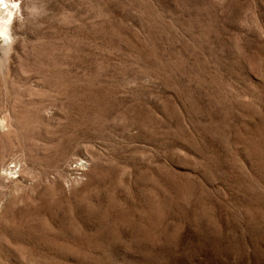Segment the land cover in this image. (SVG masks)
<instances>
[{
  "label": "rangeland",
  "instance_id": "374dc122",
  "mask_svg": "<svg viewBox=\"0 0 264 264\" xmlns=\"http://www.w3.org/2000/svg\"><path fill=\"white\" fill-rule=\"evenodd\" d=\"M14 1L0 264H264V0Z\"/></svg>",
  "mask_w": 264,
  "mask_h": 264
},
{
  "label": "bare ground",
  "instance_id": "6f19581e",
  "mask_svg": "<svg viewBox=\"0 0 264 264\" xmlns=\"http://www.w3.org/2000/svg\"><path fill=\"white\" fill-rule=\"evenodd\" d=\"M0 6V57L3 56L5 58L9 49V25L11 24L10 21L13 19L15 12L18 9V4L14 0H0ZM4 12H6V14H4Z\"/></svg>",
  "mask_w": 264,
  "mask_h": 264
}]
</instances>
